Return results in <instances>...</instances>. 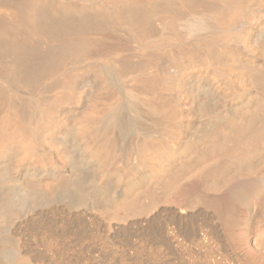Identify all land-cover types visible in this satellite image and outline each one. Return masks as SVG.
Segmentation results:
<instances>
[{"label": "bare ground", "instance_id": "1", "mask_svg": "<svg viewBox=\"0 0 264 264\" xmlns=\"http://www.w3.org/2000/svg\"><path fill=\"white\" fill-rule=\"evenodd\" d=\"M58 209L210 219L118 264H264V0H0V264H114Z\"/></svg>", "mask_w": 264, "mask_h": 264}, {"label": "rangeland", "instance_id": "2", "mask_svg": "<svg viewBox=\"0 0 264 264\" xmlns=\"http://www.w3.org/2000/svg\"><path fill=\"white\" fill-rule=\"evenodd\" d=\"M186 180L187 179H184L180 183L182 184L183 182H186ZM163 214L162 215L164 217L161 215L163 218L159 215L157 220H149L147 223L134 224L129 229L117 230L110 236L106 235L105 230H95V236H84L86 232L91 230L89 229L90 227L87 221H82V219L76 220L72 218L71 215H69L65 210H51L45 212L39 217L40 219L34 223V233L36 230H53L57 234H60L62 239L70 237L72 240V245H75V247L81 246L84 249H82L83 252L88 251L92 256H96L97 260L100 259L99 256L106 259L110 257L109 259H111V262L118 264L117 259L120 258L119 255H121V253L122 255H127V253L124 254V250H122L123 247L121 244H119V242L123 244L125 242L131 243L133 241H143L153 244L159 240H164L165 232L162 228V219L168 223L172 221L173 225H176L179 228L181 227L180 229L183 233L187 232L186 234H191L192 236H199L200 234L197 223L204 222L207 219L208 221H206V223L210 222V219L205 216L196 215V217L194 215L195 218L193 216H189V220L187 217L183 220L170 212H165ZM166 214L169 215L167 216ZM190 217H193L194 219Z\"/></svg>", "mask_w": 264, "mask_h": 264}]
</instances>
